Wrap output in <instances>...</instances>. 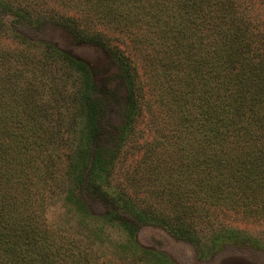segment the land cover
I'll list each match as a JSON object with an SVG mask.
<instances>
[{
  "label": "rangeland",
  "instance_id": "1",
  "mask_svg": "<svg viewBox=\"0 0 264 264\" xmlns=\"http://www.w3.org/2000/svg\"><path fill=\"white\" fill-rule=\"evenodd\" d=\"M228 3V27L241 24L245 41L264 0ZM204 4L0 0V196H21L19 210L54 243L52 264H264V165L239 147L253 156L244 178L228 161L235 147L206 157L183 94L210 100L220 90L206 86L228 79L245 94L257 80L264 97V45L251 75L238 73L231 58L245 49L234 41L228 71L209 63L193 30ZM226 26L217 33L228 43ZM90 102L103 144L92 148L106 150L102 189L87 169L74 180Z\"/></svg>",
  "mask_w": 264,
  "mask_h": 264
},
{
  "label": "trees",
  "instance_id": "2",
  "mask_svg": "<svg viewBox=\"0 0 264 264\" xmlns=\"http://www.w3.org/2000/svg\"><path fill=\"white\" fill-rule=\"evenodd\" d=\"M228 1L237 5L240 0H199L200 4L205 2L201 6L207 9L198 17L197 22L194 21L196 26L193 27V30L195 34L199 31L203 32V36H200V42L207 48L205 54L210 55L212 58L209 59V63L213 64L217 60L218 68L221 65V69L226 72L229 67L227 62L232 59V61L238 62L240 66L238 73L251 75L249 70H256L263 62L262 59H258L261 52L258 49L264 45V27L262 28L264 22L257 19L256 22L259 24L253 27L252 35L244 41L241 24L237 27L236 32L234 27H228L229 21L224 11V9L229 11L231 9ZM187 4L189 3L187 2ZM218 4L222 6L221 10L218 9ZM260 13V15H264V11ZM224 23L227 24L225 34L229 33L228 36L224 34V38L227 37L228 43H225V41L220 42L219 36L221 34L217 33L219 28H223ZM189 29L192 30V27H189ZM233 41L234 47L239 48L238 51L241 48L245 51L240 57L236 56L235 59H230V56L235 53V49L232 47ZM251 49L255 51H251ZM229 53L232 54L229 55ZM242 64L246 65V69L241 66ZM261 73L264 75V71ZM263 75L260 78H263ZM227 82L222 83V80H217L215 85L206 86L205 91L210 92L211 96L214 94V90H220L210 100L206 94L204 96L199 94L197 99H195L194 94L187 93V91H183V94L187 101L192 102V105H188L187 108L195 109L196 116L199 114L200 121H198L199 125L196 128L199 126L198 135L202 134L200 140L203 139V145H209V148L202 153L206 157H210L208 153L214 148H220L218 145L235 147L236 151L229 153L230 158L228 161H231L233 167H241V170L237 171L238 175L246 178L243 170L250 165L249 158L255 156L260 162V167L263 168L264 165V134L261 133L264 123V101L262 106L259 104L260 107L257 103L261 97L264 98L259 91L263 84L254 80L253 88L250 86V90L244 94L239 89L232 87V80L228 79ZM127 102L129 113L131 112V116H133L132 113L137 107V98L133 91H130L127 95ZM88 121L87 131L83 132L79 139L81 145L78 146L77 150L75 149L77 154L80 155V159H82L73 167V171L76 173L75 186H81L85 169H87V178L90 179L91 176H94V182H98L97 188L102 189V181L105 176L103 158L106 150L100 147L92 148V145H103L96 141L98 135H100V126L96 108L92 102H90ZM239 147L247 149L248 153L254 155L246 156L247 152ZM221 160V157L215 158V161ZM245 185L253 191L257 189L256 182L248 181ZM107 193L111 194L110 192ZM20 197V195H10L6 192L0 196V264H52L54 243L53 241L43 243L40 233L31 225L32 219L24 217V214L19 210L17 205L20 203V199L17 198ZM4 199L7 201H4Z\"/></svg>",
  "mask_w": 264,
  "mask_h": 264
}]
</instances>
